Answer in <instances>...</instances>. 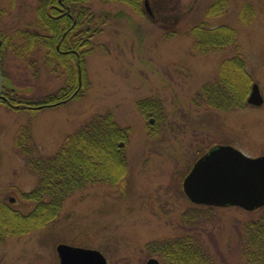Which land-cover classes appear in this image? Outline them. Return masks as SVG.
Returning <instances> with one entry per match:
<instances>
[{"label": "rangeland", "instance_id": "obj_1", "mask_svg": "<svg viewBox=\"0 0 264 264\" xmlns=\"http://www.w3.org/2000/svg\"><path fill=\"white\" fill-rule=\"evenodd\" d=\"M148 1L157 19L118 0L89 2L104 21L84 46L88 52L78 73L77 96L36 109L15 110L0 102V201L22 212L33 207L24 193L35 187L37 177L14 146L21 125L30 126L31 153L42 155L55 153L95 114L109 111L128 129L120 141L126 174L115 184L99 182L73 192L44 226L0 237V264H59L55 247L61 242L99 249L108 264L123 259L144 264L151 257L145 244L176 236L190 211L197 212V223H209L204 237L213 253L224 256L221 262L239 264L231 255L234 223L248 219L249 211L228 206L205 216L203 205L185 196L182 180L200 153L215 144L232 145L248 156L264 154V0H227L218 15H207L214 0ZM1 3L6 6L8 0ZM35 4L14 0L1 24L31 22ZM245 4L253 11L248 23L239 18ZM201 21L232 27L235 41L196 50L190 28ZM237 55L250 85L258 84L263 103L248 104V91L241 107L209 104L201 87L216 80L224 60ZM4 70L3 85H9L10 76L22 94H44L64 83L62 75L46 70L33 77L13 56L5 59ZM137 103L153 108L155 115L143 114Z\"/></svg>", "mask_w": 264, "mask_h": 264}, {"label": "trees", "instance_id": "obj_2", "mask_svg": "<svg viewBox=\"0 0 264 264\" xmlns=\"http://www.w3.org/2000/svg\"><path fill=\"white\" fill-rule=\"evenodd\" d=\"M90 1L36 0L31 22L21 27L7 24L4 27L2 20L4 15L10 13L14 0H8L6 6L0 0L2 77L7 76L4 61L8 56L19 58L33 77H37L41 70H46L49 75L64 77V83L58 89L28 95L17 92L8 76L9 85H3L1 103L15 110L36 109L62 104L79 94L78 68L81 69L83 55L88 52L84 46H87L90 36L100 31L98 25L104 21L101 15L89 8ZM118 1L126 3L138 13L146 11L144 0ZM226 1L214 0L207 8V15L223 12ZM151 12V16L157 19V15ZM251 16L253 11L249 4H245L239 18L248 23ZM190 32L196 50L220 48L233 43L236 38L232 27L225 24L208 26L203 21L194 24ZM250 83L244 62L237 55L222 62L218 77L212 83H205L201 87V94L209 104L219 108L232 105L241 107L245 104ZM137 104L143 114L155 115L153 108H147L145 103ZM127 134L128 129L122 127L111 112L95 114L68 135L55 153L42 155L31 153L30 126L21 125L14 146L37 177L35 187L24 193V197L34 203L28 212H22L0 201L1 239L24 234L54 220L64 199L77 190L99 182H118L126 174V161L119 142L125 140ZM198 206L192 209L197 210ZM216 208L221 207L203 205L204 215L210 216ZM195 213L190 211L186 214L187 223L179 224L180 231L176 236L145 244L147 254L156 256L160 264H224L221 262L224 256L215 251L213 253L205 240L209 223H197ZM249 213L251 216L248 219L234 223L231 255L239 264H264V205ZM209 221V218H205V222ZM120 264L130 262L123 259Z\"/></svg>", "mask_w": 264, "mask_h": 264}, {"label": "water", "instance_id": "obj_3", "mask_svg": "<svg viewBox=\"0 0 264 264\" xmlns=\"http://www.w3.org/2000/svg\"><path fill=\"white\" fill-rule=\"evenodd\" d=\"M144 6L151 10L147 0ZM3 77L0 68V99ZM246 102L259 106L263 96L256 82L250 85ZM185 196L195 204L228 207L252 211L264 205V154L248 156L229 144H215L192 164L182 180ZM59 264H108L105 255L96 248L58 243L55 247ZM144 264H160L149 257Z\"/></svg>", "mask_w": 264, "mask_h": 264}, {"label": "bare ground", "instance_id": "obj_4", "mask_svg": "<svg viewBox=\"0 0 264 264\" xmlns=\"http://www.w3.org/2000/svg\"><path fill=\"white\" fill-rule=\"evenodd\" d=\"M80 70V68H78V71ZM79 75V74H78ZM78 87H81V82L79 80V76H78ZM120 143V142H119Z\"/></svg>", "mask_w": 264, "mask_h": 264}, {"label": "flooded vegetation", "instance_id": "obj_5", "mask_svg": "<svg viewBox=\"0 0 264 264\" xmlns=\"http://www.w3.org/2000/svg\"><path fill=\"white\" fill-rule=\"evenodd\" d=\"M152 120H153L152 118L149 119L150 122H152ZM119 145H120V143H119Z\"/></svg>", "mask_w": 264, "mask_h": 264}]
</instances>
